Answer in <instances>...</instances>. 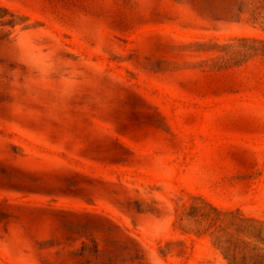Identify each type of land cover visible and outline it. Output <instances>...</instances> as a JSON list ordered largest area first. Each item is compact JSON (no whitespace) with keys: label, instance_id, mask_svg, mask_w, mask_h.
Masks as SVG:
<instances>
[{"label":"rangeland","instance_id":"rangeland-1","mask_svg":"<svg viewBox=\"0 0 264 264\" xmlns=\"http://www.w3.org/2000/svg\"><path fill=\"white\" fill-rule=\"evenodd\" d=\"M0 264H264V0H0Z\"/></svg>","mask_w":264,"mask_h":264}]
</instances>
